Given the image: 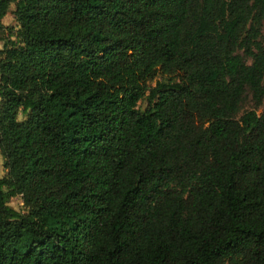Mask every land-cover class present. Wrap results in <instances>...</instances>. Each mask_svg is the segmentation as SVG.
Segmentation results:
<instances>
[{
	"label": "trees",
	"instance_id": "trees-1",
	"mask_svg": "<svg viewBox=\"0 0 264 264\" xmlns=\"http://www.w3.org/2000/svg\"><path fill=\"white\" fill-rule=\"evenodd\" d=\"M0 41V264H264V0H0Z\"/></svg>",
	"mask_w": 264,
	"mask_h": 264
},
{
	"label": "rangeland",
	"instance_id": "rangeland-1",
	"mask_svg": "<svg viewBox=\"0 0 264 264\" xmlns=\"http://www.w3.org/2000/svg\"><path fill=\"white\" fill-rule=\"evenodd\" d=\"M15 8V5H11L10 7V12L8 13V15L4 18V24L5 25H8V26H11L12 29H14V31L18 28V24H17V21L15 20L14 16H13V13H12V10H14ZM4 43V41H0V46ZM140 106L141 107H145L146 106V102L142 101L140 103ZM255 108L254 107V102L252 100V97L251 95L249 94L243 104V108H242V111H241V114L246 111V110H249V109H253ZM264 108V104L263 106L259 109V111H262ZM7 172L6 168L4 167V158L1 154V151H0V175L3 176L5 175V173ZM9 204L15 208L16 210L18 211H21V212H26V207L24 205V200L22 198L21 195H18V196H15V197H12L9 201Z\"/></svg>",
	"mask_w": 264,
	"mask_h": 264
},
{
	"label": "crops",
	"instance_id": "crops-1",
	"mask_svg": "<svg viewBox=\"0 0 264 264\" xmlns=\"http://www.w3.org/2000/svg\"><path fill=\"white\" fill-rule=\"evenodd\" d=\"M4 21V20H3ZM4 23V22H3ZM4 46V43L0 46V49Z\"/></svg>",
	"mask_w": 264,
	"mask_h": 264
}]
</instances>
